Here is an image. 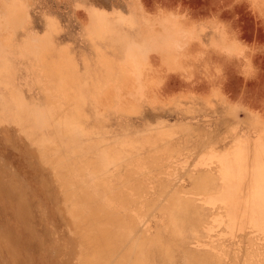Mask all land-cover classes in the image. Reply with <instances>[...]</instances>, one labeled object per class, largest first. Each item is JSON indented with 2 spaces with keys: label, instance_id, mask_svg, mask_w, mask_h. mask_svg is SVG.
<instances>
[{
  "label": "rangeland",
  "instance_id": "obj_1",
  "mask_svg": "<svg viewBox=\"0 0 264 264\" xmlns=\"http://www.w3.org/2000/svg\"><path fill=\"white\" fill-rule=\"evenodd\" d=\"M261 133L264 0H0V264H94L104 227L103 264H264L209 198Z\"/></svg>",
  "mask_w": 264,
  "mask_h": 264
},
{
  "label": "bare ground",
  "instance_id": "obj_2",
  "mask_svg": "<svg viewBox=\"0 0 264 264\" xmlns=\"http://www.w3.org/2000/svg\"><path fill=\"white\" fill-rule=\"evenodd\" d=\"M153 32H155V30ZM159 33L161 32L159 31L157 34ZM163 36L165 35L163 34ZM166 37H164L163 40L164 43H166L168 46L169 45L177 46L176 44L178 43V40L175 39L170 43H167L165 41L168 40V35ZM131 44L129 45L130 48L133 47L134 45L133 43ZM141 61H142V55H140L137 51H130L129 54H127V56L125 57L123 67L120 68L124 80L123 86L126 85L128 87L127 89L126 88L125 89L128 92L129 96H133L136 93V91L139 90L135 88L136 87L135 84L140 85L139 80L140 78H142V75H144L143 73H141V71L144 70L143 66L141 65ZM127 79L129 84H127ZM129 79L130 80L135 79V80L129 81ZM131 104L132 103H130L129 105L131 106ZM126 108L129 109L130 107L127 106ZM263 134L257 135L255 139H252L250 143H247L246 141H242L244 143L242 144L241 142H239L231 153L228 152H227L228 154L224 153L225 156L223 155V157L217 159L216 167L218 171L217 173L218 181H219L218 187L220 189L219 190L220 192L215 197L212 198L213 196L212 195L209 198L213 199V204L217 202L218 204H220L219 208H224L226 222L228 223V226H230V228L232 229H237L242 225L248 223L264 224V135ZM209 158L210 157H206L204 159L195 162L193 164V167L204 168V169L206 168L205 171L208 170L210 164L208 163L207 159ZM68 183L70 184L71 182ZM212 183H213L212 180L208 176L204 177L203 180H201L200 182V184L203 186L201 187L204 189L205 188L211 189ZM212 188H215V186H212ZM138 199H140V197ZM204 199L206 198L204 197ZM208 203L209 202H207V204ZM176 206H180V204ZM102 233L105 238V248L97 250L95 247L93 246L91 247V243L88 242L87 247L88 250H90L89 255L92 254L93 257L95 256L94 257L95 259L91 257L92 259H94L93 261H95L94 264L96 262L100 263L101 260L103 262L105 255L112 251L111 247L109 246V238L113 236L111 230L104 227ZM82 243L86 245L85 240H82ZM84 249L87 250L86 247ZM114 264H124V263L122 260L120 261L116 260Z\"/></svg>",
  "mask_w": 264,
  "mask_h": 264
}]
</instances>
